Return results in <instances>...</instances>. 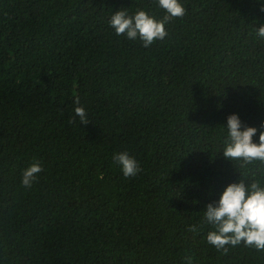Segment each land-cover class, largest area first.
<instances>
[{
  "label": "trees",
  "instance_id": "16d2710c",
  "mask_svg": "<svg viewBox=\"0 0 264 264\" xmlns=\"http://www.w3.org/2000/svg\"><path fill=\"white\" fill-rule=\"evenodd\" d=\"M180 2L145 48L108 22L160 20L158 0H0V264H264L187 230L230 184L264 186V165L223 155L230 115L264 131V0ZM77 96L87 125L69 123ZM122 152L140 174L123 175Z\"/></svg>",
  "mask_w": 264,
  "mask_h": 264
},
{
  "label": "clouds",
  "instance_id": "9594fccd",
  "mask_svg": "<svg viewBox=\"0 0 264 264\" xmlns=\"http://www.w3.org/2000/svg\"><path fill=\"white\" fill-rule=\"evenodd\" d=\"M158 5L165 12L160 20L140 8L133 13L120 10L110 17L109 27L116 36H126L131 41L139 39L142 46L148 48L157 41L165 40L168 36L167 25L176 19H183L187 12L180 0H158ZM261 11L264 12V7ZM254 31L259 39L264 40V25ZM74 104V115L69 123H75L78 117L80 124L87 125L88 112L81 106L78 96ZM258 132L259 143H255L253 138ZM223 155L226 159L239 162L241 169L256 162L264 165V131L244 126L237 114L230 115L223 140ZM113 161L121 166L126 178L142 172L139 162L127 152L114 154ZM43 171V166L34 161L22 174V186L30 190ZM205 226L214 228L207 232L206 240L217 252L227 254L230 247L235 248L241 244L264 251V186L260 181L246 184L244 179L230 184L219 202L208 204L202 219L188 226L187 230L198 234ZM184 261L185 264H193L194 257L186 254Z\"/></svg>",
  "mask_w": 264,
  "mask_h": 264
}]
</instances>
